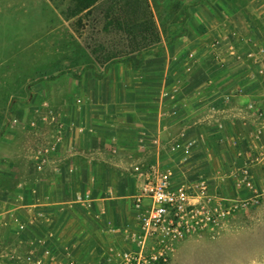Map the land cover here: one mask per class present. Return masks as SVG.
Here are the masks:
<instances>
[{
	"label": "crops",
	"instance_id": "1",
	"mask_svg": "<svg viewBox=\"0 0 264 264\" xmlns=\"http://www.w3.org/2000/svg\"><path fill=\"white\" fill-rule=\"evenodd\" d=\"M12 1L0 0L6 59L35 35L24 36ZM188 11L164 56L138 73L133 59L87 74L58 108L52 140L0 160V249L12 246L0 264H117L139 246L142 162L168 168L174 185L204 180L213 205L226 178L237 193L264 192V0H200Z\"/></svg>",
	"mask_w": 264,
	"mask_h": 264
},
{
	"label": "rangeland",
	"instance_id": "2",
	"mask_svg": "<svg viewBox=\"0 0 264 264\" xmlns=\"http://www.w3.org/2000/svg\"><path fill=\"white\" fill-rule=\"evenodd\" d=\"M13 1L21 5L24 36L35 35L8 59L0 54V160L22 155L24 147L31 150L35 143L36 149L39 139L52 140L61 125L58 108L71 104L73 91L86 88V75L94 79L93 71L106 73L105 62L110 56L125 57L129 35L125 27L119 28L120 14L151 11L161 32L160 46L151 55L149 49L130 55L136 63L130 68L133 74L164 56L167 46L184 36L188 10L200 0H100L73 15L69 11L81 6L78 0ZM161 47L162 54L154 55ZM87 64L94 68L83 70L76 78L74 73L79 74ZM152 80V87L168 89L160 78ZM152 163L141 164L145 168ZM240 182L246 184L243 178ZM244 188L249 189L247 184ZM215 191L224 202L247 200L250 205L227 211L212 229L191 233L171 259L160 264H264V192H258L262 195L258 203H251L254 194L237 193L230 178ZM11 249L5 243L0 260Z\"/></svg>",
	"mask_w": 264,
	"mask_h": 264
},
{
	"label": "built area",
	"instance_id": "3",
	"mask_svg": "<svg viewBox=\"0 0 264 264\" xmlns=\"http://www.w3.org/2000/svg\"><path fill=\"white\" fill-rule=\"evenodd\" d=\"M144 171V191L136 198L138 226L134 236L139 246L124 255L118 264L166 263L191 233L212 229L227 211L250 205L247 200L227 203L219 195H216L218 204L213 205L207 182L174 185L171 171L156 162L147 165ZM244 179L251 186L247 175ZM261 196L255 193L251 203H258ZM145 198L149 202L144 206ZM77 199L81 200L80 196Z\"/></svg>",
	"mask_w": 264,
	"mask_h": 264
},
{
	"label": "trees",
	"instance_id": "4",
	"mask_svg": "<svg viewBox=\"0 0 264 264\" xmlns=\"http://www.w3.org/2000/svg\"><path fill=\"white\" fill-rule=\"evenodd\" d=\"M78 1L80 2L81 6L78 9H76L77 11L74 9L69 11L71 15L86 9H90L91 7L95 6V4L100 0H78ZM0 4L2 3L0 2ZM6 10L9 9L6 7H1L0 5V11H6ZM68 10H70V7H68ZM120 16L121 18H119L120 19L119 28L125 27V31L127 32V35H129V41H128L129 49L127 52H125L126 53L125 57L116 58L114 56H110V58L105 62V68H104L105 71H108L110 68L113 67L114 64L120 61L132 62L133 59L130 55L132 53H140L141 50L143 49H149V51H147V54L151 55L154 52L155 48H158L160 46L158 42L162 41L159 26L157 25V22L154 19V15L151 11H148L146 14L144 12L143 13L131 12L127 16L125 14L123 15L120 14ZM111 24L112 23H110V25ZM149 31L150 33H147ZM152 42L155 43L152 44ZM161 50H163L162 47L159 50V52L155 53L154 55H158V54L161 55L162 54ZM140 60L143 61L144 59L141 58ZM93 68H94V64H87L85 68L82 69L81 73L79 74L74 73V76L76 78H80L81 74L83 73V70L85 71V69H93ZM134 68L137 69L138 66ZM93 72L97 78H102L105 74V72H97V71H93Z\"/></svg>",
	"mask_w": 264,
	"mask_h": 264
}]
</instances>
